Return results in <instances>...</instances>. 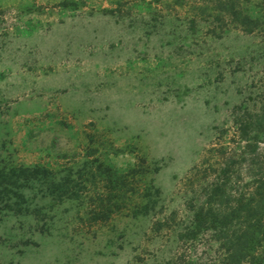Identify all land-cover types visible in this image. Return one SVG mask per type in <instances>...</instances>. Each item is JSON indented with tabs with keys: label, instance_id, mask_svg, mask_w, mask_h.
<instances>
[{
	"label": "rangeland",
	"instance_id": "rangeland-1",
	"mask_svg": "<svg viewBox=\"0 0 264 264\" xmlns=\"http://www.w3.org/2000/svg\"><path fill=\"white\" fill-rule=\"evenodd\" d=\"M262 179L264 0H0V264H264Z\"/></svg>",
	"mask_w": 264,
	"mask_h": 264
},
{
	"label": "trees",
	"instance_id": "trees-1",
	"mask_svg": "<svg viewBox=\"0 0 264 264\" xmlns=\"http://www.w3.org/2000/svg\"><path fill=\"white\" fill-rule=\"evenodd\" d=\"M238 16H240V22H242L243 24H248V23H253V19L248 16V15H245L244 13H241L239 12L238 13ZM263 180V181H262ZM258 184V187H257V191L258 193L260 194V196L262 198H264V179H262ZM223 191V190H222ZM224 192V191H223ZM241 206H243V200H240V203L238 204V207L240 208H236L235 211H232L231 214H236L237 213V209H241ZM204 212L201 211L199 214H203ZM246 241V239H245ZM264 263V262H263Z\"/></svg>",
	"mask_w": 264,
	"mask_h": 264
}]
</instances>
